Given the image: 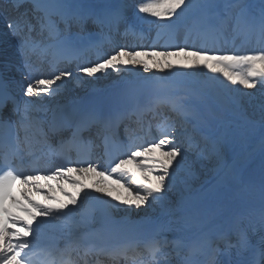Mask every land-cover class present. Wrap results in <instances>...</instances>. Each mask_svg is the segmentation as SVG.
Wrapping results in <instances>:
<instances>
[{"label": "snow or ice", "instance_id": "6c2138e0", "mask_svg": "<svg viewBox=\"0 0 264 264\" xmlns=\"http://www.w3.org/2000/svg\"><path fill=\"white\" fill-rule=\"evenodd\" d=\"M8 8L14 15L6 27L21 57L22 82L0 76V264H173L169 246L176 264H264V0H139L136 19L151 18L170 39L176 25L187 22L185 43L163 47L117 45L122 24L124 35L142 36L123 7L97 12L79 0H9ZM136 67L167 75L130 83L107 110L61 102L69 82L82 86ZM197 69L212 74L211 82L177 79ZM192 98L208 106L207 116ZM257 140L258 210L208 226L193 209L176 217L193 229L191 235L171 241L160 235L165 225L146 241L112 244L79 231L95 220L93 213L75 219L89 200L115 208L92 197L86 181L120 205L164 206L175 185L191 191L193 168L201 161L215 159L224 177L239 182V153L229 164L226 149L247 150ZM101 146L103 165L93 159ZM108 181L127 196L113 195L118 189ZM186 199L181 194L180 202ZM178 210L170 203L166 209ZM64 228L65 248L43 243L47 233Z\"/></svg>", "mask_w": 264, "mask_h": 264}, {"label": "bare ground", "instance_id": "6f19581e", "mask_svg": "<svg viewBox=\"0 0 264 264\" xmlns=\"http://www.w3.org/2000/svg\"><path fill=\"white\" fill-rule=\"evenodd\" d=\"M159 75H167V73L161 74L156 70L145 73L142 68L136 67L131 69L130 75H122L121 78H125L128 76L131 79H133L134 77H140L138 81H133L134 83H138L143 80V78L141 77H151ZM211 75L212 74L207 73L203 69H197L192 71L190 75L178 77L177 79L202 85L211 82ZM220 81L224 84H227L226 81H223L222 77L220 78ZM229 87L232 86L229 85ZM237 88H239V86H237ZM239 90L244 91L242 89ZM258 95L259 93H257V96ZM192 102L197 104V106L200 107V109L205 112V115L207 116L209 109L204 108H208L207 105L196 101L195 98H192ZM257 144L258 140L253 142L252 146L247 149L244 156L238 161V167H240L241 170L245 169L244 174L246 176H244V179L242 181H232V178L224 177V173L218 171L215 164L213 166L215 169V173L211 177H206L203 175L200 183L195 186V188L197 189L201 188L199 192H193L189 197H186L187 199L185 203H181L179 200L177 204L174 203L172 205L174 208L178 207V211H175L174 213H169L168 211H166L167 207L169 206L166 201L170 199L169 194H167L164 206L156 204L152 212L147 213L142 212V210H137L138 212H133V214L138 217L143 216V220L140 222L141 224L156 223L159 221H163L166 218H171L172 222L168 227H166L165 230L166 237L170 241L173 239H180L182 237L186 238L191 235L193 229L187 228L184 222L177 220L176 217L183 216L193 209L200 213L201 218L206 221L208 226L221 222L224 217L235 218L237 216L246 214L247 211L253 209L260 200L259 185L261 160L259 149L258 147H256ZM253 148H255V151H253ZM249 152H251L252 154L248 155ZM237 153H239L240 157V148L237 149ZM232 160L233 157H231L230 164L232 163ZM235 187H238V190L236 189L234 193ZM174 257L176 256L174 255ZM218 259L221 260L220 258Z\"/></svg>", "mask_w": 264, "mask_h": 264}, {"label": "rangeland", "instance_id": "374dc122", "mask_svg": "<svg viewBox=\"0 0 264 264\" xmlns=\"http://www.w3.org/2000/svg\"><path fill=\"white\" fill-rule=\"evenodd\" d=\"M256 0H252V2H255ZM122 73H125V74H127V75H130V72H122ZM255 142V141H254ZM239 147L238 146H236L235 148H233V147H231V146H229L227 149H226V154H227V156H226V160H227V163H229V161H230V157H231V155L234 153V152H237V149H238ZM247 150H243V149H240V153H241V156L239 157V159H241L243 156H244V154H245V152H246ZM189 156H191V155H189ZM232 157H233V155H232ZM216 164V161H215V159H213V160H210V161H201L200 163H197L195 166H194V168H193V171H194V175L190 178V181H189V183H190V185H191V191H195L197 188H195V186L196 185H198L199 183H200V181L202 180V178H203V175L204 176H206V177H211L214 173H215V169H214V165ZM222 172V171H221ZM219 178V177H218ZM217 179V178H216ZM172 191V192H171ZM171 191H169V193H170V195H169V197H170V199L169 200H167V201H169V202H167L166 201V203H170L171 205H173L171 202H170V200H171V194L172 195H175V194H177L176 196L177 197H181V194H183V196L184 197H187L186 195L189 193V192H185L184 191V187H183V185L182 184H177V185H175L174 186V188L171 190ZM190 191V192H191ZM193 191V192H194ZM169 193H167V194H169ZM188 195H190V193L188 194ZM176 196H172L173 197V199L172 200H175V198L177 199V197ZM155 203H153V204H151V205H149V206H145V207H142L141 209H143L144 211H149L151 208H152V206L154 205ZM148 208V209H147ZM157 208V207H156ZM155 208V209H156ZM132 209L134 210L135 208L134 207H132ZM141 209H139L138 211H140ZM137 210V209H136ZM142 210V212H144ZM156 212H157V210H156Z\"/></svg>", "mask_w": 264, "mask_h": 264}]
</instances>
